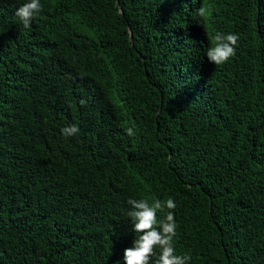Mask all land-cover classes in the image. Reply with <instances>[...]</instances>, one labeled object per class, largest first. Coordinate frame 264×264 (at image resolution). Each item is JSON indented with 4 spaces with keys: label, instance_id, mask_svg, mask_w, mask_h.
Instances as JSON below:
<instances>
[{
    "label": "trees",
    "instance_id": "trees-1",
    "mask_svg": "<svg viewBox=\"0 0 264 264\" xmlns=\"http://www.w3.org/2000/svg\"><path fill=\"white\" fill-rule=\"evenodd\" d=\"M26 2L0 0V264H124L130 198L174 200L189 264H264V0Z\"/></svg>",
    "mask_w": 264,
    "mask_h": 264
},
{
    "label": "clouds",
    "instance_id": "clouds-1",
    "mask_svg": "<svg viewBox=\"0 0 264 264\" xmlns=\"http://www.w3.org/2000/svg\"><path fill=\"white\" fill-rule=\"evenodd\" d=\"M195 3V0H192ZM42 11L40 0H28L15 12V16L25 28L30 27L32 20ZM200 17L206 16V9L201 6L196 10ZM240 37L238 34L217 32L214 36V46L206 53L207 60L215 66H221L236 55V48ZM81 104L86 103L81 100ZM62 133L66 137L79 133L77 125L64 127ZM126 134L135 135L133 127H128ZM130 210L126 215L129 218L136 237L133 245L124 250V264H189L190 254H177L175 238L177 236V223L174 210L176 203L172 198L166 201L155 199L151 203L147 199H133L127 201ZM168 209L163 218L158 217L159 212ZM119 264V262H117Z\"/></svg>",
    "mask_w": 264,
    "mask_h": 264
},
{
    "label": "water",
    "instance_id": "water-1",
    "mask_svg": "<svg viewBox=\"0 0 264 264\" xmlns=\"http://www.w3.org/2000/svg\"><path fill=\"white\" fill-rule=\"evenodd\" d=\"M121 10V9H120ZM131 33V32H130Z\"/></svg>",
    "mask_w": 264,
    "mask_h": 264
}]
</instances>
